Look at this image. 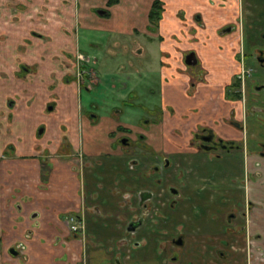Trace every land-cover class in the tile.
Masks as SVG:
<instances>
[{
    "label": "crops",
    "instance_id": "1",
    "mask_svg": "<svg viewBox=\"0 0 264 264\" xmlns=\"http://www.w3.org/2000/svg\"><path fill=\"white\" fill-rule=\"evenodd\" d=\"M23 1L22 5L16 7L23 6L20 16L25 19L28 17L27 20H31V24L27 25V31H23L26 27L22 31H15L16 36L12 37L13 44L16 43V48L24 44L29 51L35 45H41V37H50L52 42L39 49L41 52L43 50V53L44 51L48 53L41 61H34L38 64L39 73L24 69V73L18 76L22 72L19 69L22 68L21 64L16 68L8 66L7 62L5 69L8 72L9 69L16 68L17 70H13L10 76L20 82H23L20 78L23 75L31 80L39 78L37 85L39 88L34 93L43 94L42 99L46 102L58 101L51 96L55 92L51 87L57 84L62 90L64 100L61 108L53 111L55 119L51 118L49 110L45 113V110L39 112L29 107L26 112L40 113L43 118L38 120V115L34 120H30V123L26 124L22 120L18 122L17 128L14 129L16 135L25 133L27 137L25 141L14 143L15 150L12 153L3 156L10 140L0 147V264H79L83 244H79L70 234L67 215L85 210L83 207L86 192L89 194V191L95 188L84 186L85 180L81 178V170L73 165V158H69L66 153H59V149L66 136L73 151H81L93 160L102 159L105 158L101 155L102 149L117 140V136L110 134L115 126L106 129L100 124L104 119L101 115L94 120L88 115L89 110L82 108L78 83L74 80L65 81L67 69H74L76 66V51H81L78 48L80 29L93 28L98 21L103 27L104 23L103 25L109 29L107 31L119 34L122 38L125 56L128 53V42L132 37L144 35L148 39V45L138 44L133 50L135 56L148 58L151 54L147 56V52L156 50L152 47L151 41L159 39L164 77L161 94L172 104L181 101L185 95L186 77L184 72L178 70L181 67L180 59L186 50L196 48L202 62L201 66L208 69L210 73L208 76L211 78L198 86L199 96L210 102L206 105L205 111L212 109L225 114L224 111L229 109L223 110L221 98L224 95L225 99L229 100L226 98V87L240 67L239 50L243 45V34L246 32L245 45L250 54L254 51V41L259 38L262 30L260 27L254 29L253 22L261 19L259 15L262 13L261 11L258 13L257 9L255 15L249 14L248 11L251 10L246 11L248 14L245 15V23L243 10L238 12L240 0H235L238 6L236 4L233 7L232 18L227 16L226 11L223 12L227 9L224 8L227 0L225 4L223 0H163L165 10L160 27L157 31H152L149 13L154 0L115 2L106 0L112 4L106 8L111 13L109 24L101 22L96 0H59L60 9H57L55 18L63 23L55 25L58 28L53 29L50 24L47 26L43 24L42 20L45 18L44 15L51 18L52 13L45 11L44 6L56 7L54 0ZM256 1L264 6V0ZM1 3H4L6 23L12 24L11 0H1ZM195 15H199V19L195 18ZM227 24H231L232 30L221 33ZM26 39L29 43L25 42ZM230 67L232 68L230 72L225 70ZM26 68L29 67L26 65ZM213 68L215 70H212ZM223 83L225 86L221 91L220 86ZM44 84L46 89L42 87ZM42 121L45 123L43 133L38 129ZM113 122L112 125L116 124L114 119ZM228 130L230 132H225L226 135L228 133L237 135L236 129L228 126ZM52 135L55 137L53 140ZM33 136L38 138L34 139ZM117 149L118 152H123L121 146ZM127 158L129 160L130 157L125 156L124 163ZM43 161L50 163L46 182L42 180ZM217 173L219 185L213 203L215 216L210 215L206 191L203 194L185 193L184 198L178 200L176 206L162 209L164 212L169 211L172 227L184 236V244L177 249L179 258L169 264H247L246 251L250 243L254 246L256 256L253 264H264V259L259 260L257 256L259 249L264 251V168L262 176L250 180V198L254 203L249 209L246 230L241 218L230 221L226 218L228 212L239 201V189L231 182L239 177L224 168ZM106 235H109L108 231L102 233V236L107 237V241L114 239L113 235ZM18 245L25 247L20 246L21 252L16 256L11 252V248ZM152 245L145 251L136 248L133 256L131 258L126 256V260L129 264H140V261L150 260L149 255L152 253L155 257L158 256L160 264H165L166 257L159 256V253L153 250L155 245L151 247ZM103 252L100 251L96 259L98 262L95 260L94 264H100V260L101 264L106 263L104 261L107 260V255ZM22 258L24 262L21 261Z\"/></svg>",
    "mask_w": 264,
    "mask_h": 264
},
{
    "label": "rangeland",
    "instance_id": "2",
    "mask_svg": "<svg viewBox=\"0 0 264 264\" xmlns=\"http://www.w3.org/2000/svg\"><path fill=\"white\" fill-rule=\"evenodd\" d=\"M21 1L23 0H11V4L13 6L12 10V16L10 19L12 20V24L9 22L6 23L5 19V10L4 3H1L0 0V147L3 146L7 141L10 140V143H17L21 140L25 141V138L27 137V134L22 133L20 136L16 135V132L14 129L17 128L16 125H18V122L22 120L24 123H30V120H34V118L38 117L41 120L43 117L39 113H29L26 112L28 108H33L35 111H44L45 113L48 110L47 108L49 105H56V108H61L62 102L64 100V97H62V90L59 89L57 84H54L53 87L55 89V92L51 95L54 96L56 100L53 101H43L42 97L43 94L34 93V91L39 88L38 80L39 78L30 79L27 78L25 75L20 77L23 79V82L17 81V78L11 77L10 74L13 73V70H17V66H23L27 65V70L32 72L35 71V73H39L38 71V64L34 61H41V58L44 59L47 56V52L43 50L42 52L39 51L44 45H48L51 43L50 37H41L42 42L41 45H35L31 50L27 51V46L24 44L18 45L16 48V43L13 44L12 37L16 36L15 31H22L24 27L27 31V25L31 24V20H27L24 17L20 16L21 12L20 10L23 9V6L16 7V5H22ZM59 0H54L53 3L56 7H50L49 5H45L44 10L51 12L54 16L51 14V18H47L44 15V19L42 20V23L51 26L53 29L55 25L63 23L60 20L56 19L57 16L56 11L57 9H60L58 7ZM98 3L99 8L108 9L107 6H110L112 4L107 3L106 0H96ZM163 1V0H162ZM14 2V3H12ZM24 2V1H23ZM109 2V1H108ZM226 0L223 1L225 4ZM228 3L224 5V8L226 7V10H223V12L226 11V14L229 18H232V12L234 11L233 7L238 6V2L236 3L235 0H227ZM105 3V5L103 4ZM164 3V1H163ZM100 5H103L100 7ZM18 8V9H16ZM64 8V7H63ZM257 9V10H256ZM165 10V9H164ZM162 12V17L163 13ZM243 10V19L246 23V16L248 13H254L252 15H255L256 11L260 13L261 11L262 15H264V6L259 5L256 0H242V2L239 4L238 12H241ZM256 10V11H255ZM18 13H20L18 15ZM257 14V13H256ZM18 17H17V16ZM262 15L259 16L262 18ZM50 17V16H49ZM111 13L109 15H101L100 19L101 22H105L106 24H109ZM264 18V17H263ZM162 19V18H161ZM160 19V21H161ZM29 21V22H28ZM159 21V22H160ZM260 21V27L261 32H264V22ZM96 26L93 28H81L80 33H78V36L80 38L79 41V50H77L76 54H80L84 52L85 54L89 55V58H92V61L86 62L88 64V69H90V74L84 76V79L86 80L85 83H80L78 87L80 86L81 91L79 94V100L80 104L82 105V108L85 110H89L90 115L97 114L101 115L104 119L101 121V125L105 127L106 129L108 127L114 128V130H117L115 133V136H119L117 132H131L129 130L123 131L119 129L118 124L123 123L129 126V128H132V132H139L144 137L136 136L135 134H131L132 136L136 137L137 141L140 138V144L139 146H133L131 147L130 152H118L117 149L120 144H117L115 141L110 142L107 146H105L102 149L101 155H104L105 157L110 156V159L103 160L104 165L106 162L111 166H114L112 169V172L115 170V167H118L120 165V161L124 159L125 156L130 157L129 160L127 158L126 163H124V175L122 174L121 177L125 178L123 180L122 185H125V188L129 189V192H126L130 194V191H132V197L129 198L126 202H133L136 205L137 201V194L134 193L138 189H145L150 188L151 190L156 191V193L159 194L158 200H157V207L158 204L163 206V210L167 209L169 206V198L170 202L172 201L173 197L169 193V185H175L179 188L183 189L185 188L184 183L187 180V177L185 178V173H195L197 171V167H195L196 159L201 158L202 154L200 152H196V150L193 148H185L188 145L191 144V134L188 135V127L191 125H195V122H189L191 119V116L195 118L194 114H190L187 111H184V113H181V111H178L176 107L182 106V103H185L184 101H176L177 106H173L174 104H171L175 110L171 114H169V101H167L163 94H161L162 90V83L164 80V77L162 75V64L160 61L161 58V51H160V44L159 39L152 40V47L156 50L151 51L150 53L147 52V56L151 54L150 58L148 57H138L135 56L133 53L134 48L138 44H144L146 45L148 42V39L142 36H134L131 38V40L128 42L127 49L128 53L125 56L124 48L121 44L122 38H120L119 34H116L114 32L107 31L109 30L104 26L102 23L101 27L99 24L100 22H96ZM58 27H55V29ZM46 29V28H45ZM43 30V29H42ZM20 33V32H19ZM245 38H246V32L243 34V42L245 44ZM25 42L29 43V40L26 39ZM150 42V43H151ZM259 42L264 44V40L261 38V35H259ZM148 45V44H147ZM18 49V50H17ZM158 52V54L156 52ZM27 61V62H26ZM8 66H13L16 68H11L7 72L5 67L6 63ZM29 63V64H28ZM232 67V66H231ZM225 68V70H229V72L232 70V68ZM63 68H65L63 66ZM96 73V78L94 77L93 71ZM200 68V67H199ZM201 68L204 69L203 65ZM19 69L22 71L20 72L21 76L23 72V69L19 67ZM77 69V68H75ZM75 69H67V74L65 75L66 78L74 79L77 77L74 73ZM206 71L205 74V80L209 79L210 75L208 69H204ZM212 70H215L213 68ZM226 70V71H227ZM66 71V69H65ZM214 71H212L213 73ZM260 72H264V70L261 68ZM18 74V72H17ZM34 76V74H31ZM30 75V76H31ZM84 75V74H83ZM232 77V75H231ZM91 79H95L90 82ZM211 79V78H210ZM75 80V79H74ZM209 81V80H208ZM257 81H260L261 83H264V73L260 75ZM79 84V83H78ZM90 88L84 87L85 85H90ZM41 86V85H40ZM225 83L221 84L220 88L221 91L224 90ZM46 89V85L42 86ZM193 88H190L191 93ZM255 90H252L250 93L249 99L240 100L236 102H232L230 100H226L223 93V98H221V106L223 110L228 108L229 110L224 111L225 114L221 111L218 112L217 110L209 109L208 112L205 111L203 114L206 115L205 118L207 120L214 119L215 122H217L216 127L218 130H222V132L225 134V132H230L228 130V126L226 125V121L229 118H233L232 111L236 112V119L245 121V110L252 106L253 110L255 111V118L249 117L250 121L247 122L248 130L244 131L242 133L235 132L236 134H239L240 140H245L246 138L250 139H264L262 136H258V130L259 126H264V110H259L258 108L254 107L256 105L261 104L258 101H254L251 103L252 99H258L259 96L254 93ZM249 93V90H248ZM53 97V98H54ZM253 97V98H251ZM60 98V99H58ZM261 98V97H260ZM32 99V100H31ZM263 100V99H262ZM10 101H13L12 104L13 107H11ZM48 103V104H47ZM41 106H37V105ZM45 104H47V108H45ZM59 106H58V105ZM263 104V103H262ZM164 107L163 115H159V107ZM170 107V108H171ZM54 109L57 111V109ZM53 110V111H54ZM53 111L48 112L51 115L52 119H55ZM217 111V112H216ZM250 111V110H249ZM55 112V111H54ZM53 114V115H52ZM112 115H116L117 119H115L114 125H112L113 118ZM198 117V116H196ZM199 119V117H198ZM151 121L150 124L147 123V121ZM248 120V119H247ZM148 121V122H149ZM114 123V122H113ZM192 123V124H191ZM189 124V125H188ZM149 125V126H148ZM45 123L42 121V124L39 126L38 129L41 127H44ZM127 127V126H126ZM224 128V129H222ZM99 132V131H98ZM222 133V134H223ZM260 134L264 135V129L259 132ZM111 134V133H110ZM51 135V134H50ZM112 135V134H111ZM232 134H227V137H232ZM34 139H37L36 136ZM55 137L52 135L51 139L53 140ZM192 145V144H191ZM192 147V146H191ZM260 147H257L256 150H259ZM9 150V149H8ZM11 150V149H10ZM13 152V151H12ZM237 155H235L234 158L230 157V163L226 165L224 163V156H222L220 159H217V162L209 160L206 161V163H202L201 169L199 170L200 174L206 175L207 177L214 178L215 173L220 172L219 169H222L221 167H224V170L234 172L239 177V180H244V177H248V175L251 174V170L249 169V160H248V153L251 152L246 147L245 151H239ZM164 157L171 159V165L166 166ZM135 158V160H139L140 164L138 166H132V163H134V160L131 159ZM132 161V163H131ZM112 162H115L116 165L111 164ZM232 165V166H231ZM231 168L229 169V167ZM226 168V169H225ZM119 172H122L121 169L118 170ZM157 172V174H154ZM103 173H106L107 176L109 175L110 178H106L105 182L108 185V182L112 183V179L114 178V175L110 174V172L104 171ZM96 178L93 180L94 188L96 186L101 185V180L98 178L101 177L99 172H97ZM98 179V180H97ZM110 180V181H109ZM189 180V179H188ZM115 182L110 184L109 187L112 188V191L116 192L119 189V183ZM103 183V182H102ZM120 185L121 188L124 186ZM117 188V190L115 188ZM110 188L107 187V190ZM114 188V189H113ZM96 190H99L95 193L91 191L90 195L92 198V203L90 211L93 215L98 214L99 218L104 217V219L109 220L110 223L106 227L107 229L104 230V232L108 231L110 236L113 235L114 239H110L109 241L105 240L103 241L104 237L99 238V234L95 233L93 231H89V233L86 234L87 240L89 241L91 238L94 237V242L98 243L94 245L99 246L101 248L102 245L99 244V242H103V246L107 248V256L106 261L107 264L112 263V259L116 255L113 250L114 248H118L120 250L119 252H124L125 255L132 254L133 253V246L131 240L136 237L139 238L140 241L144 244L146 241L148 244L152 241V238H149L151 234H144L145 232H139L138 236L133 235L129 237V234H125L123 227L126 226V223L129 219L136 216L138 213L136 211L132 212H122L121 209L117 211V208L115 209L114 206H107L105 204H101L99 201V198L96 199L97 195L106 193L104 192V188H95ZM109 192V191H108ZM217 191L211 187V189H207L206 193L208 195L209 200V209L211 210L210 215L215 216L216 211L213 207L214 200L216 199V193ZM125 193V198L128 197V194ZM114 199H121L122 196L119 197V195H112ZM124 201V200H123ZM240 203H244V193L242 192L240 197ZM101 204V205H99ZM94 205V206H93ZM99 206L102 210L99 213L97 211V207ZM96 207V208H95ZM244 207V206H243ZM242 207V208H243ZM130 209V208H129ZM127 208V210H129ZM161 209V210H162ZM162 210V211H163ZM161 211V212H162ZM160 211H158L159 213ZM119 214V216L117 215ZM169 213V211H168ZM114 214V217H112ZM218 214V213H217ZM156 216V215H154ZM153 216V217H154ZM152 217V218H153ZM111 218H115L116 220H111ZM119 219V221H118ZM122 220L123 223H122ZM169 217L156 220L158 226H154L152 224V230L155 232H169ZM112 221V222H111ZM119 222V223H117ZM164 227V228H163ZM88 232V228H87ZM98 232V231H97ZM103 232V233H104ZM96 234V235H95ZM97 236V238H95ZM145 236V238H144ZM153 236V235H152ZM151 236V237H152ZM133 237V238H132ZM168 237V235H167ZM107 238V237H106ZM117 240L121 241L117 245ZM156 239H153L154 244H156ZM159 243V242H157ZM164 243V242H162ZM160 243V248L166 247L164 250L163 255L168 256L169 253V245L167 243H164L162 245ZM156 246V245H155ZM156 248L154 247L153 250ZM123 254V259L126 261V264H129L127 262V258H125ZM121 255V254H119ZM92 256V254H91ZM150 260H144L140 261V264H160V259L155 257L154 254H150ZM96 257V256H95ZM92 259V257H91ZM101 261V260H100ZM102 262V261H101ZM100 262V264H101ZM62 264H68V263H62ZM73 264V263H72ZM94 264V262H93ZM165 264H169V262H166Z\"/></svg>",
    "mask_w": 264,
    "mask_h": 264
},
{
    "label": "flooded vegetation",
    "instance_id": "3",
    "mask_svg": "<svg viewBox=\"0 0 264 264\" xmlns=\"http://www.w3.org/2000/svg\"><path fill=\"white\" fill-rule=\"evenodd\" d=\"M224 1V0H223ZM239 1V0H238ZM242 2V0H240V3ZM224 4V3H223ZM99 9H104V8H99ZM106 10V9H105ZM107 13H109V11L107 10ZM106 13V14H107ZM105 14V15H106ZM110 14V13H109ZM100 15V14H99ZM108 15V14H107ZM264 17V15H263ZM195 18L199 19V15H195ZM264 22V18L258 19L255 23V21L253 22V27L258 28L260 26H262L260 24V21ZM153 23H151L150 21V29L152 31H157L158 28L160 27V22L158 27H153ZM228 27H231L232 30V26L231 24H227L226 26L223 27V29L221 30V33H225V32H230V31H225V29H227ZM194 32V31H193ZM261 38L264 40V32L261 33ZM255 44V48L254 51L251 52L250 54L247 52L246 49V45L243 42V45H241V48L239 50V54H240V67L237 73H235V75L233 76V80L231 81V83L229 85H227L226 87V98L229 100H232L234 102H238L240 100H247L249 99V95L251 93L252 90H255L254 93H256L259 98L258 99H252L251 103H253L254 101H258L259 103L261 102L260 106L256 105L254 107L258 108L259 110H264V83H261L260 81H257L258 78L260 77V75L264 72H260L261 68L264 70V44L259 42V38L255 39L254 41ZM191 53H194V59L192 63L187 62V57L188 55H190ZM89 55L85 54L84 52L80 53V54H76L75 57V61H76V66L74 70L73 74H76L77 77H75L74 81H76L77 83H79L78 85H80V83H85L86 80L84 79L85 74L88 75L90 74V69H88V64L86 62H90L92 61V58L90 57L88 60ZM195 61V62H194ZM93 62V61H92ZM179 64H181V67L178 68L179 71L184 72L185 74V95L184 98L181 99L182 101H184L185 103H182V106H178L176 107V109L178 111H181V113H184V111L189 112L190 114H194L195 118L191 116V119L189 120L188 123L195 122V125L193 127V125H191L190 127H188V135L191 134V144L188 145L185 148H193V150L195 149L196 152H200L202 154L201 158L196 159V163H195V167H197V171L195 173H185V178L187 177L186 182L184 183L185 188L181 189L178 186L175 185H169V193L172 195L173 199L170 202V198H169V208L176 206L178 202V200L184 198V196L187 193H193V192H197L199 194H203L207 189H211V187L213 189H218L217 185H219V180H218V173H215L214 178L207 177L203 174H200L199 170L201 169L202 163H206L207 160H209L210 162L215 161L217 162V159H220L222 156H224L225 160L224 163L226 165H228L230 163V157L234 158L235 155H237L238 153H240L239 151H245V148L247 147L249 149V151L251 150V152L248 153V160H249V169L252 171L250 175H248V177H244V180L242 179L241 181L238 178H235L234 181H231L232 183L234 182L237 185V189H239V200L241 197L242 192L244 193V203L241 204L240 201L236 202L234 208H232L228 214L226 215V218L228 221L230 220H234L237 218H241L244 221V229L246 230L247 228V222L249 220V209H251L252 204L254 203L252 201V199L250 198V180H252L253 178H255L256 176H262V172H263V166H264V139L258 140V139H248L246 138L245 140L241 139L240 140V133L247 131L248 130V125L247 122L250 121L249 117H254L255 111L253 110L254 108L251 106L248 109V113H247V109L245 110V116H246V120L245 121H241L238 120L234 117H236V112L232 111V116L233 118H229L225 123L226 125H228L229 127H231L232 129H236L237 132L239 134L233 136L232 137H227L226 135L222 134L220 130H218V128L216 127L217 122H215L214 119L211 120H207L206 115L203 116V114L205 113V107L208 103L207 102L208 99L204 100L203 97L199 96V90H198V86L199 84H201L202 82H205V74L206 71L201 68V64L202 62L200 61V58L198 56V52L196 50V48H191L188 49L184 52L183 57L180 59ZM200 67V68H199ZM22 69L26 70L27 68L25 67V65L22 66ZM93 68H91V71H93L92 73H94V77L96 78V73L94 70H92ZM84 74V75H83ZM95 79H91L90 82L92 83L93 80ZM71 80V81H72ZM66 82H71L70 79L66 78L65 79ZM233 83H238L237 86H235L233 89H228L227 88L232 85ZM90 85H85L84 87L90 88ZM190 88H193L192 92H190ZM79 89L81 91V88L79 86ZM249 90V93H248ZM233 91V93H232ZM228 93H231L233 96L228 95ZM201 94V93H200ZM261 97V98H260ZM253 98V97H251ZM263 99V100H262ZM254 100V101H253ZM13 101H10V106L13 107L14 104H12ZM263 103V104H262ZM172 103L169 102V114H171L172 112H174V108L171 107ZM174 104V103H173ZM56 106V105H55ZM53 104L49 105V107L47 108L49 111H53L56 107ZM173 106H177L176 104H174ZM171 107V108H170ZM253 108V109H252ZM159 115H163V110L164 107H159ZM250 110V111H249ZM208 112V110H207ZM88 115L95 120V118L97 119V117H100L97 114H89ZM256 115V114H255ZM116 116V115H112V118ZM198 116V117H196ZM115 119H117L116 117H114ZM113 118V119H114ZM114 119V120H115ZM248 119V120H247ZM149 121V120H148ZM147 121L148 124L151 123L152 120H150L149 122ZM192 124V123H191ZM189 125V124H188ZM120 131H131V132H117L118 134H120L119 136H117V140L116 143L120 144L119 146H121L122 151H126V152H130L131 151V147L133 146H139V142H140V138L137 141L136 137L132 136L131 134H135L136 136H140L141 138L144 137L145 135L139 133V132H132V128H129V126L123 124V123H119L118 124ZM127 126V127H126ZM149 126V125H148ZM224 129V128H222ZM264 129V126H259V130H258V136H262L264 137V135L260 134L259 132L261 130ZM44 131V127H41L39 129V132L43 133ZM117 130H114L111 132V136H115ZM192 146V147H191ZM257 147H260L259 150H256ZM9 149V150H8ZM11 149V150H10ZM15 150V145L14 143H9L7 145V148L4 151V155H9L10 152L12 153V151ZM62 152L63 154L66 153L68 154L69 158H73V165L75 167H77L78 169L81 170V178L84 181V186H92L94 187V183L93 180L96 178L95 176L97 175V172H99V174L101 175L100 178H98L99 180H101V185L99 184V186H96L98 188H104V192L106 191V193H101L99 195H97L96 199L99 198L100 203L109 206H114L115 205V209L117 208V211H119L121 209L122 212H132V211H136L137 210V214L136 216L132 217L131 219H129L126 223V226L123 227L125 234H129V237L138 234L139 232H145L144 234H151V236L149 238H152V241L148 244L146 241L144 242V244L140 241L139 238L136 237H132L133 239L131 240L132 242V246H133V251L136 248H141L143 249V251H145L151 244H153L151 247L155 246V251L157 253H159V256L163 255L162 252H164V250L166 249V247H161L160 248V243L164 242L167 243L169 245V253L168 256L166 255V262H171L173 263V261H175V259L177 260L179 258V253L178 250L183 244H184V236L183 233H181L178 230H175L174 227H172V223H171V214L168 212H164L161 209L163 208L162 205L158 204L159 207H157V200L159 197V194L156 193V191L151 190L150 188H145V189H138L134 194H137V201H136V205L132 202H126L129 200L130 197H132V191H130V194L126 193L129 192V189L125 188V185H122L123 180H125V178L121 177L122 174L124 175V161L122 160L120 161V165L118 167H115V170L113 172H111L114 175V178L112 179V183H114L115 179H116V183H119V189L117 190V188H115L117 191L114 192L112 191V188L109 187L110 184H112L111 182H108V185L105 182L106 178H110L111 177L106 173H103L104 171H110L113 169L114 166H112L109 170L110 165L108 164V162H106V164L104 165V163L102 162L103 160L106 159H110V156L102 158V159H90L88 158L86 155H84L81 151H73V149L71 148V144L69 142V140L66 138H64L63 142H62V146L59 149V153ZM132 161L134 160V163H132V166H138L140 164L139 160H135V158L131 159ZM164 161H165V165L166 166H170L171 165V159L164 157ZM111 164L116 165L115 162H112ZM232 166V165H231ZM231 166L229 167V169L231 168ZM224 168V167H222ZM49 169H50V163L49 162H44L43 161V165H42V180L43 182H46L49 175ZM122 172H119L118 170H120ZM226 169V168H225ZM257 169V170H256ZM92 170V171H91ZM221 171V169H219ZM227 170V169H226ZM110 173V174H111ZM232 173H234L232 171ZM111 174V175H112ZM154 174H157V172H155ZM92 176V178H91ZM97 179V180H98ZM189 179V180H188ZM109 180V181H110ZM103 182V183H102ZM110 183V184H109ZM233 183V184H234ZM120 185L124 186L123 188L120 187ZM95 187V188H96ZM107 187L110 188V190H107ZM113 188V189H114ZM91 191L93 193L99 191L96 189L90 190L89 192L91 193ZM109 191V192H108ZM101 192V191H99ZM184 192V194H183ZM89 193V194H90ZM125 193L128 194V197L125 198ZM186 193V194H185ZM87 194V195H86ZM86 195L84 197L85 199V204H84V209L83 211H79V212H71L68 213L67 215V222H68V227H69V231L70 234L73 235L74 239H76L79 244H83L82 248L83 251L81 252V258L79 259V264H92L93 262L96 263L98 262L96 259L98 258V254L100 253V251H104V255L107 254V248H105V246H103V242H99L101 246V248H99V246L96 247V245L93 244L94 242V237L91 238L89 241L87 240L86 234L89 233V231H93L95 233L99 234V238L100 237H104L102 236V233L104 232L105 229H107L106 227L109 225L110 221L104 219V217H100L98 216V214L96 213V215H93L90 211L91 207V203H92V199L89 198L90 195L92 194H88V192H86ZM112 195H119L122 196V198L120 199H114ZM236 195V192H235ZM88 200V202H87ZM124 200V201H123ZM159 201V200H158ZM99 204V205H101ZM94 206V205H93ZM244 206V207H243ZM97 207V211L99 213H101L100 211L102 210L99 206ZM95 207V208H96ZM243 207V208H242ZM127 208L129 210H127ZM158 211H160L158 213ZM162 211V212H161ZM117 215L119 216V214L117 213ZM156 215V216H154ZM154 216V217H153ZM114 217V214L113 216ZM153 217V218H152ZM169 217V232H155L154 230H152V224L154 226H158L161 227L158 223L157 225V218L158 219H162L164 220V218ZM111 220H116L115 218H111ZM117 221V220H116ZM119 221V219H118ZM122 223L124 220H122ZM112 222V221H111ZM125 222V221H124ZM119 223V222H117ZM87 228H88V232H87ZM164 228V227H163ZM98 231V232H97ZM105 233V232H104ZM96 235V234H95ZM168 235V237H167ZM138 236V235H136ZM97 238V236L95 237ZM145 238V236H144ZM156 239V244H154L153 239ZM104 239L106 240L107 238L104 237ZM122 241V240H121ZM119 240H117V245H120L119 243L121 242ZM159 242V243H157ZM95 243V242H94ZM162 243V245L164 244ZM250 243V242H249ZM98 244V243H95ZM251 245V247H250ZM249 245V249H247L246 253H247V264H253L254 260L256 258L255 253H254V249H253V245L250 243ZM15 246L11 248V252L13 254L19 255L20 254V248H24L25 246ZM116 250V251H115ZM98 251V252H96ZM120 250H118V248H114L113 252L116 254L114 256L113 260V264H126V261L123 259V254L124 252H119ZM97 253V254H96ZM92 254V256H91ZM121 254V255H119ZM258 259L263 260L264 259V251L262 249H259L258 253ZM103 255V254H102ZM96 256V257H95ZM128 258H131V256H133L132 254H127L125 255ZM164 256V255H163ZM23 257L25 258V255H23ZM92 257V259H91ZM24 258L21 259L22 262H24ZM254 259V260H253ZM96 260V262H95ZM101 262V261H100ZM106 263L103 264H107V261H104ZM128 262V261H127Z\"/></svg>",
    "mask_w": 264,
    "mask_h": 264
},
{
    "label": "trees",
    "instance_id": "4",
    "mask_svg": "<svg viewBox=\"0 0 264 264\" xmlns=\"http://www.w3.org/2000/svg\"><path fill=\"white\" fill-rule=\"evenodd\" d=\"M112 1L115 2L116 0H112ZM112 1H111V3H112ZM163 10H164L163 1L162 0H154L152 8H151L150 13H149V19H150L151 23H153V25H154L153 27H156V28L158 27L159 21L162 18ZM107 14H109V13H107ZM237 85H238V83H233L232 85H230L227 88V90L233 89ZM232 93H233V91H232ZM228 95L233 96L231 93H228Z\"/></svg>",
    "mask_w": 264,
    "mask_h": 264
},
{
    "label": "water",
    "instance_id": "5",
    "mask_svg": "<svg viewBox=\"0 0 264 264\" xmlns=\"http://www.w3.org/2000/svg\"><path fill=\"white\" fill-rule=\"evenodd\" d=\"M98 13L100 15H105L107 13V10H105V9H98ZM230 30H231V27H228L227 29H225V31H230ZM187 58H188L187 59V62L192 63L193 62V59H194V53H191L190 55H188Z\"/></svg>",
    "mask_w": 264,
    "mask_h": 264
}]
</instances>
